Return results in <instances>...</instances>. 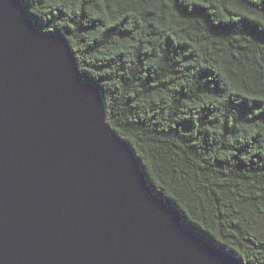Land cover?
I'll use <instances>...</instances> for the list:
<instances>
[{
  "label": "trees",
  "instance_id": "16d2710c",
  "mask_svg": "<svg viewBox=\"0 0 264 264\" xmlns=\"http://www.w3.org/2000/svg\"><path fill=\"white\" fill-rule=\"evenodd\" d=\"M64 35L154 193L264 264V0H22Z\"/></svg>",
  "mask_w": 264,
  "mask_h": 264
},
{
  "label": "water",
  "instance_id": "95a60500",
  "mask_svg": "<svg viewBox=\"0 0 264 264\" xmlns=\"http://www.w3.org/2000/svg\"><path fill=\"white\" fill-rule=\"evenodd\" d=\"M0 264H244L158 197L64 35L0 0Z\"/></svg>",
  "mask_w": 264,
  "mask_h": 264
}]
</instances>
